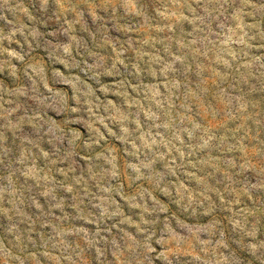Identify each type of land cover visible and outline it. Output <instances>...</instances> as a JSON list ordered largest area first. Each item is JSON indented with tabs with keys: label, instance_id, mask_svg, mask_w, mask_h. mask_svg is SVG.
I'll use <instances>...</instances> for the list:
<instances>
[{
	"label": "rangeland",
	"instance_id": "374dc122",
	"mask_svg": "<svg viewBox=\"0 0 264 264\" xmlns=\"http://www.w3.org/2000/svg\"><path fill=\"white\" fill-rule=\"evenodd\" d=\"M0 264H264V0H0Z\"/></svg>",
	"mask_w": 264,
	"mask_h": 264
}]
</instances>
